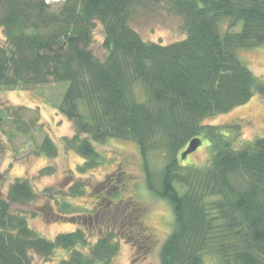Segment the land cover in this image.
I'll return each instance as SVG.
<instances>
[{
  "label": "trees",
  "instance_id": "trees-1",
  "mask_svg": "<svg viewBox=\"0 0 264 264\" xmlns=\"http://www.w3.org/2000/svg\"><path fill=\"white\" fill-rule=\"evenodd\" d=\"M141 1L167 3L182 19L184 38L168 44L141 38L130 26ZM226 19L240 28L222 32ZM96 21L104 34L102 59L89 49ZM0 29V88L67 83L58 111L74 132L62 142L83 159L80 171L99 163L96 144L120 139L137 146L148 189L170 204L174 218L160 264H204L205 254L218 264H264V136L236 148L222 127L203 124L264 95V82L239 58L240 50L264 45V0H0ZM29 110L2 107L16 135L32 136L42 126L38 111L25 118ZM201 138L209 141L208 163L182 166L177 156ZM36 150L48 158L58 153L48 136ZM151 152L166 160L157 189ZM70 191L81 193L80 183ZM36 197L19 178L0 192V264H33L32 254L47 262L57 250L67 254L59 264H112L117 239L132 247L152 240L133 209H114L112 202L94 242L96 227H77L69 203L40 211L45 219L76 225L47 239L29 226L25 212H11L12 204ZM111 222L116 230L107 229Z\"/></svg>",
  "mask_w": 264,
  "mask_h": 264
},
{
  "label": "rangeland",
  "instance_id": "rangeland-1",
  "mask_svg": "<svg viewBox=\"0 0 264 264\" xmlns=\"http://www.w3.org/2000/svg\"><path fill=\"white\" fill-rule=\"evenodd\" d=\"M181 24V17L165 2L141 1L135 7L130 21L131 28L136 30L141 38L163 44L184 38ZM228 25L229 20H222L219 28L222 32L240 28V24L234 28ZM103 37L102 25L96 21L91 31L89 49L99 59L105 54ZM4 41L0 29V45H3ZM239 58L264 82V45L240 50ZM66 85L64 82H51L29 89L0 88V117L3 118L0 124V192L6 193L9 184L17 178L26 179L37 197L27 205L12 204L11 212H25L29 226L47 239H53L58 233L76 228V225L65 221L45 219L40 212L46 211L49 214L57 211L61 203H69L78 214L77 227L85 228L88 222L96 227L92 229L91 242L99 236L104 218L111 216L104 211L113 209L110 208V202L118 205L117 208L113 205L114 209H133V215L142 228L149 232L152 240L147 245L132 247L122 239H117L119 251L112 264H160V247L174 227L170 204L148 189L142 158L133 142L109 139L103 144H96L95 149L100 156L99 163L83 171L79 170L83 159L73 150L65 148L62 142L63 137L71 136L74 132L73 123L58 111ZM5 106H23L30 109L25 114L27 119L34 118V113L38 111L42 126L38 127L32 136L16 135L10 127L9 117L5 116L8 114L2 112V107ZM203 124L222 127L226 131L224 135L229 136L228 140L232 145L240 148L264 136V95L254 94L244 105L204 118ZM44 136L51 138L57 145L58 153L53 158H48L36 150ZM209 157V141L201 138L200 145L194 152L188 154L185 159L178 155L177 160L182 166H204ZM147 158L153 185L157 189L166 160L158 152L148 153ZM75 182L80 183L82 191L70 196V188ZM31 212L36 215L31 217ZM95 213L99 216L92 222L90 215L94 218ZM109 224L111 225H108L107 229L116 230V225L113 226L112 222ZM66 256V251L57 250L52 258L45 262L40 256L32 254V262L59 264ZM203 259L204 264H218L216 257L212 255L205 254Z\"/></svg>",
  "mask_w": 264,
  "mask_h": 264
},
{
  "label": "water",
  "instance_id": "water-1",
  "mask_svg": "<svg viewBox=\"0 0 264 264\" xmlns=\"http://www.w3.org/2000/svg\"><path fill=\"white\" fill-rule=\"evenodd\" d=\"M51 1H52V0H47L48 3H50ZM199 145H200L199 140H197V139H192V140L188 143L186 149L182 152L181 157L184 159L188 154L194 152V151L197 149V147H198Z\"/></svg>",
  "mask_w": 264,
  "mask_h": 264
},
{
  "label": "flooded vegetation",
  "instance_id": "flooded-vegetation-1",
  "mask_svg": "<svg viewBox=\"0 0 264 264\" xmlns=\"http://www.w3.org/2000/svg\"><path fill=\"white\" fill-rule=\"evenodd\" d=\"M95 214H96V213H95ZM99 214H100V213H99ZM97 216H99V215L96 214L94 218H92V217H90V218L93 219V221H94V219H95V221H96V220H97V219H96Z\"/></svg>",
  "mask_w": 264,
  "mask_h": 264
},
{
  "label": "built area",
  "instance_id": "built-area-1",
  "mask_svg": "<svg viewBox=\"0 0 264 264\" xmlns=\"http://www.w3.org/2000/svg\"><path fill=\"white\" fill-rule=\"evenodd\" d=\"M52 1H63V0H52Z\"/></svg>",
  "mask_w": 264,
  "mask_h": 264
}]
</instances>
